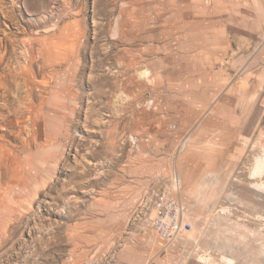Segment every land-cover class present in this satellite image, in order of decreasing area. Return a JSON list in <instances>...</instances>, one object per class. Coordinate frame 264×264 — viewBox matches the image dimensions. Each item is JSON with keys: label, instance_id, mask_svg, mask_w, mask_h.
Wrapping results in <instances>:
<instances>
[{"label": "rangeland", "instance_id": "obj_1", "mask_svg": "<svg viewBox=\"0 0 264 264\" xmlns=\"http://www.w3.org/2000/svg\"><path fill=\"white\" fill-rule=\"evenodd\" d=\"M205 263L264 264V0H0V264Z\"/></svg>", "mask_w": 264, "mask_h": 264}, {"label": "built area", "instance_id": "obj_2", "mask_svg": "<svg viewBox=\"0 0 264 264\" xmlns=\"http://www.w3.org/2000/svg\"><path fill=\"white\" fill-rule=\"evenodd\" d=\"M155 217L151 219L152 228L163 240H171L190 225H184V208L171 196L160 198L154 205Z\"/></svg>", "mask_w": 264, "mask_h": 264}, {"label": "crops", "instance_id": "obj_3", "mask_svg": "<svg viewBox=\"0 0 264 264\" xmlns=\"http://www.w3.org/2000/svg\"><path fill=\"white\" fill-rule=\"evenodd\" d=\"M249 121H244L242 126H240L237 130H235V132H233L234 134H242V135H245L247 134L249 131V128H250V124L248 123ZM251 123V121H250ZM205 264H208V263H205ZM210 264H214V263H210Z\"/></svg>", "mask_w": 264, "mask_h": 264}]
</instances>
